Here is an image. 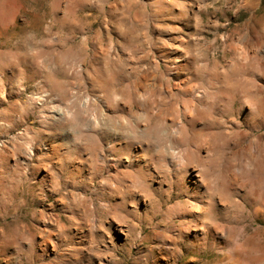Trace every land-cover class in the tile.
<instances>
[{
    "label": "rangeland",
    "instance_id": "1",
    "mask_svg": "<svg viewBox=\"0 0 264 264\" xmlns=\"http://www.w3.org/2000/svg\"><path fill=\"white\" fill-rule=\"evenodd\" d=\"M0 264H264V0H0Z\"/></svg>",
    "mask_w": 264,
    "mask_h": 264
},
{
    "label": "bare ground",
    "instance_id": "2",
    "mask_svg": "<svg viewBox=\"0 0 264 264\" xmlns=\"http://www.w3.org/2000/svg\"><path fill=\"white\" fill-rule=\"evenodd\" d=\"M2 2H3V1H2ZM119 130H120V129H118L117 126H115V127L113 126V132H114V134H118V133H119ZM56 149H57V148H56ZM84 222H85V224H86V221H84Z\"/></svg>",
    "mask_w": 264,
    "mask_h": 264
}]
</instances>
